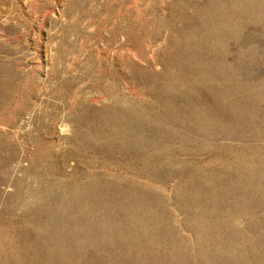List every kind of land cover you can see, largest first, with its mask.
<instances>
[{
	"label": "rangeland",
	"instance_id": "374dc122",
	"mask_svg": "<svg viewBox=\"0 0 264 264\" xmlns=\"http://www.w3.org/2000/svg\"><path fill=\"white\" fill-rule=\"evenodd\" d=\"M0 264H264V0H0Z\"/></svg>",
	"mask_w": 264,
	"mask_h": 264
}]
</instances>
